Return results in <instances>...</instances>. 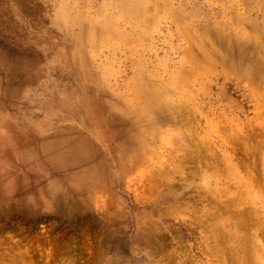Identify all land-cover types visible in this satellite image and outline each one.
<instances>
[{
	"label": "rangeland",
	"instance_id": "1",
	"mask_svg": "<svg viewBox=\"0 0 264 264\" xmlns=\"http://www.w3.org/2000/svg\"><path fill=\"white\" fill-rule=\"evenodd\" d=\"M0 264H264V0H0Z\"/></svg>",
	"mask_w": 264,
	"mask_h": 264
},
{
	"label": "bare ground",
	"instance_id": "2",
	"mask_svg": "<svg viewBox=\"0 0 264 264\" xmlns=\"http://www.w3.org/2000/svg\"><path fill=\"white\" fill-rule=\"evenodd\" d=\"M249 54H250V53H249ZM239 55H240V53H239ZM242 55H243V54H242ZM245 55H246V53H245ZM240 56H241V55H240ZM246 56H247V55H246ZM236 57H237V56H236ZM238 57H239V56H238ZM238 57H237V58H238ZM242 57H243V56H242ZM244 57H245V56H244ZM244 57H243V58H244ZM240 59H242V58H240ZM240 59H239V60H240ZM244 59H245V58H244ZM245 60H246V59H245ZM245 60H244V62H245ZM241 61H242V60H241ZM241 61H240V62H241ZM255 61H256V59L253 60L251 63H253L254 65H256L255 67H258V66H259V65L257 64L258 62H257V61L255 62ZM246 62H247V61H246ZM241 63H243V62H241ZM247 63H249V62H247ZM247 63H246V64H247ZM251 63H250V66H251ZM248 65H249V64H248ZM248 65H247V66H248ZM248 67H249V66H248ZM250 68H253V67H250Z\"/></svg>",
	"mask_w": 264,
	"mask_h": 264
}]
</instances>
